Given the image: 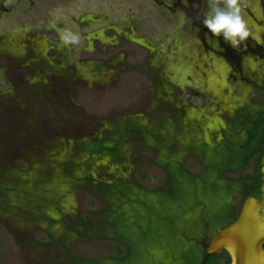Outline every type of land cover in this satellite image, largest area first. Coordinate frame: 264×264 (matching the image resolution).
<instances>
[{
  "label": "rangeland",
  "instance_id": "1",
  "mask_svg": "<svg viewBox=\"0 0 264 264\" xmlns=\"http://www.w3.org/2000/svg\"><path fill=\"white\" fill-rule=\"evenodd\" d=\"M241 8L237 50L209 0H0V264H189L237 218L264 134L211 164L264 111V0Z\"/></svg>",
  "mask_w": 264,
  "mask_h": 264
},
{
  "label": "water",
  "instance_id": "2",
  "mask_svg": "<svg viewBox=\"0 0 264 264\" xmlns=\"http://www.w3.org/2000/svg\"><path fill=\"white\" fill-rule=\"evenodd\" d=\"M263 245L264 201L261 203L250 196L238 218L221 228L209 241L206 255L213 256L227 251L231 259L228 264H264Z\"/></svg>",
  "mask_w": 264,
  "mask_h": 264
},
{
  "label": "trees",
  "instance_id": "3",
  "mask_svg": "<svg viewBox=\"0 0 264 264\" xmlns=\"http://www.w3.org/2000/svg\"><path fill=\"white\" fill-rule=\"evenodd\" d=\"M250 123L251 128L247 130L245 140L237 145L229 142L225 151L219 154L220 162L211 164V167L215 171H224L226 166L227 169L232 171L236 170L235 168H241L245 166L249 159L259 150L258 145L262 142L264 134V111L258 113L255 118H250ZM227 162H229L230 165H226ZM235 164H238L237 167H232ZM203 182L205 183V181ZM183 192L184 189L173 179L167 195L171 198H177L183 195ZM120 241L125 245L127 252L126 256L119 262H128L138 256V250L134 243L124 240ZM183 257L189 264H202L203 259H205V264H221L219 261L220 259L207 256L204 248L201 249L199 255H197L196 251H191L184 254Z\"/></svg>",
  "mask_w": 264,
  "mask_h": 264
},
{
  "label": "clouds",
  "instance_id": "4",
  "mask_svg": "<svg viewBox=\"0 0 264 264\" xmlns=\"http://www.w3.org/2000/svg\"><path fill=\"white\" fill-rule=\"evenodd\" d=\"M209 11L203 18V25L215 37V45L219 47V37H223L225 43L239 50L242 44H246L252 37V32L244 19L241 8V0H209ZM65 44L77 43L78 37L71 34L62 35ZM260 43V41H257Z\"/></svg>",
  "mask_w": 264,
  "mask_h": 264
},
{
  "label": "flooded vegetation",
  "instance_id": "5",
  "mask_svg": "<svg viewBox=\"0 0 264 264\" xmlns=\"http://www.w3.org/2000/svg\"><path fill=\"white\" fill-rule=\"evenodd\" d=\"M256 170H257L258 175L253 178L254 180L251 183L254 191L244 198L242 205H241V209H242L246 199L250 196L257 198V200L261 203L264 201V161L263 160H261L259 162V165H257ZM241 209H240V211H241ZM238 216H237V218H238ZM235 220H233V221H235ZM230 223H228L227 225H229ZM227 225H225V226H227ZM263 249H264V245H263ZM204 250L206 253V246H205ZM210 257H215V258L220 259L219 261L221 264L224 262H226V264H228L231 261L230 255L228 254L227 251H223L218 255H213ZM201 260H202V258H201ZM202 264H205V259L202 260Z\"/></svg>",
  "mask_w": 264,
  "mask_h": 264
}]
</instances>
